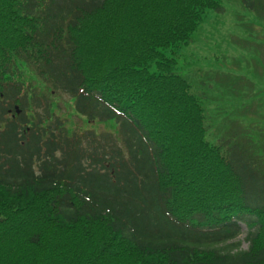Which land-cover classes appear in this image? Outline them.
Here are the masks:
<instances>
[{
    "label": "trees",
    "instance_id": "1",
    "mask_svg": "<svg viewBox=\"0 0 264 264\" xmlns=\"http://www.w3.org/2000/svg\"><path fill=\"white\" fill-rule=\"evenodd\" d=\"M224 1L0 0V264H264V129L210 142L207 87L167 54ZM253 50L219 82L264 102ZM56 92L118 135L70 131Z\"/></svg>",
    "mask_w": 264,
    "mask_h": 264
},
{
    "label": "rangeland",
    "instance_id": "2",
    "mask_svg": "<svg viewBox=\"0 0 264 264\" xmlns=\"http://www.w3.org/2000/svg\"><path fill=\"white\" fill-rule=\"evenodd\" d=\"M224 5L225 13H207L204 22L194 34L191 45L181 50L171 48L167 51L168 56L177 58L178 66L184 67L182 71L190 75L197 86L207 87L213 115V124L209 127L207 139L212 143L222 139H235L230 133L232 126L228 125L231 119L238 122L239 134L243 137L248 130L247 137L254 140L258 135L257 130L264 129V102L255 98L260 94L241 87H224L219 82V76L230 80L241 77L252 79L258 61L253 46L264 39V27L256 14L244 9L239 0H225ZM173 51H177V54H173ZM260 72L261 75L256 76L255 81H264V72ZM49 89L51 90L50 87ZM51 97L56 104L53 114L66 120L70 131H95L97 134L108 132L118 135L119 129L114 122H91L79 114L69 96L56 92ZM245 107L250 111L244 110ZM259 134L264 141V131ZM229 145H234V142ZM240 228L239 236L230 243H240L238 250H248L250 243L246 239L249 229L246 223H241Z\"/></svg>",
    "mask_w": 264,
    "mask_h": 264
}]
</instances>
